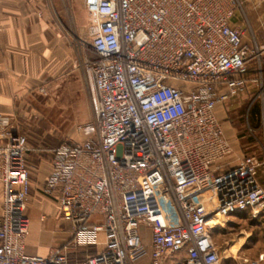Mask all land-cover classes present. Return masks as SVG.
I'll return each instance as SVG.
<instances>
[{"label":"built area","instance_id":"2783aa9c","mask_svg":"<svg viewBox=\"0 0 264 264\" xmlns=\"http://www.w3.org/2000/svg\"><path fill=\"white\" fill-rule=\"evenodd\" d=\"M83 4L92 135L52 149L41 189L70 239L47 256L27 254V138L0 115V264H69L70 249L88 246L100 249L79 264H222L214 230L264 208V148L262 159L227 161L233 150L215 114L258 84L247 76L257 49L235 23L243 1Z\"/></svg>","mask_w":264,"mask_h":264},{"label":"crops","instance_id":"0c3cea01","mask_svg":"<svg viewBox=\"0 0 264 264\" xmlns=\"http://www.w3.org/2000/svg\"><path fill=\"white\" fill-rule=\"evenodd\" d=\"M64 1L0 0V115L12 117L15 130L20 129L17 125L18 118L27 119L32 113L39 111L41 90L46 88L44 85L53 77L60 81V84H57L60 88V100L68 93L76 107H78L77 102L80 106L85 101L89 102L83 71L72 68L68 72L69 66L72 65V56L68 55L69 44L65 35L56 27V21H53L57 17H52L50 13L51 10L55 14L61 13V10L58 12V7ZM242 1L243 4L250 2V0ZM235 23L239 24L237 18ZM58 24L62 26L61 21H58ZM247 76L258 77L255 64L250 65ZM254 87L255 84H248L247 90ZM237 96L215 109L223 132L227 139H230L233 152L237 149V144L232 139L233 136L227 127L228 123L225 122L223 107ZM45 150L26 155L29 171V198L26 208L29 234L26 252L33 256H47L70 239L66 226L60 221V211L56 201L44 195L41 190L52 171V154L49 150ZM255 157L262 159L263 152ZM262 175L264 173L260 170L258 175L260 182ZM1 203L0 185V210ZM47 220L54 224L56 230H52L51 233L55 238L45 244L34 243L33 237L36 235L34 224L37 222L43 224ZM99 238L102 239V236ZM99 249L100 247L95 246L70 249L69 264H79L85 257L96 253ZM137 264H150V262L145 258Z\"/></svg>","mask_w":264,"mask_h":264},{"label":"rangeland","instance_id":"374dc122","mask_svg":"<svg viewBox=\"0 0 264 264\" xmlns=\"http://www.w3.org/2000/svg\"><path fill=\"white\" fill-rule=\"evenodd\" d=\"M60 10L62 12L59 14H55L52 10L50 13L52 17L58 18L53 21H56V27L65 35L69 44L68 55L72 56V65L69 66L68 72L72 68L83 71L85 61L95 58L89 47L91 39L83 0H65L58 7V12ZM58 21L62 22V26H59ZM237 22L245 29L243 41L257 49L255 66L258 68V84L254 89L249 88L243 95L237 96L223 107L225 122L228 123L227 127L233 136L232 139L237 144V149L227 160L233 161V164L243 156H260L264 148L263 0H250L248 4H243ZM57 84H60L57 78H51L50 82L48 80L44 85L46 88L43 89L45 93L41 90L39 111L32 113L27 119H17L20 129L16 131L27 138L26 155L43 152L45 149L51 152L61 143L79 142L92 135V129H89L92 125L89 102L85 101L82 106L77 102L78 107H76L68 93L60 100V88ZM254 109L257 110L256 116L252 113ZM10 118L14 124L13 118ZM77 126L86 127L85 129L88 130L78 133ZM260 183L264 185V175ZM34 229L36 234L33 237L34 243L45 244L55 238L51 231L56 229L49 220L43 224L37 222L34 224ZM241 237H245L244 245L238 252L226 254L227 259L222 264H247L264 255V208L255 218L249 211L233 215L223 227L213 232L214 242L219 247H228Z\"/></svg>","mask_w":264,"mask_h":264},{"label":"bare ground","instance_id":"6f19581e","mask_svg":"<svg viewBox=\"0 0 264 264\" xmlns=\"http://www.w3.org/2000/svg\"><path fill=\"white\" fill-rule=\"evenodd\" d=\"M255 213H259L258 210L255 211ZM236 241V240H235ZM245 237H241L237 242H235L232 245H229L228 247H220L218 256L219 258L222 255V252H226V254H234L240 250V248L244 245Z\"/></svg>","mask_w":264,"mask_h":264},{"label":"trees","instance_id":"16d2710c","mask_svg":"<svg viewBox=\"0 0 264 264\" xmlns=\"http://www.w3.org/2000/svg\"><path fill=\"white\" fill-rule=\"evenodd\" d=\"M252 113H253L254 116H256L257 115V110L254 109Z\"/></svg>","mask_w":264,"mask_h":264}]
</instances>
